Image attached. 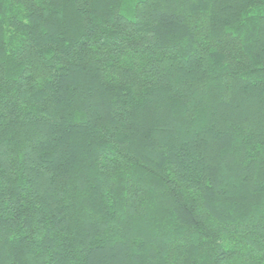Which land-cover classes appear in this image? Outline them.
<instances>
[{
    "label": "trees",
    "instance_id": "16d2710c",
    "mask_svg": "<svg viewBox=\"0 0 264 264\" xmlns=\"http://www.w3.org/2000/svg\"><path fill=\"white\" fill-rule=\"evenodd\" d=\"M0 264H264V0H0Z\"/></svg>",
    "mask_w": 264,
    "mask_h": 264
}]
</instances>
